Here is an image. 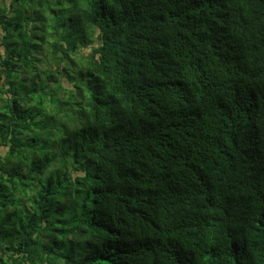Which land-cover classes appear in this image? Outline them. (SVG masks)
Here are the masks:
<instances>
[{"label": "trees", "instance_id": "obj_1", "mask_svg": "<svg viewBox=\"0 0 264 264\" xmlns=\"http://www.w3.org/2000/svg\"><path fill=\"white\" fill-rule=\"evenodd\" d=\"M0 264H264V0H0Z\"/></svg>", "mask_w": 264, "mask_h": 264}]
</instances>
